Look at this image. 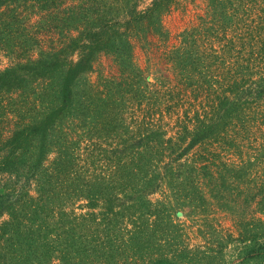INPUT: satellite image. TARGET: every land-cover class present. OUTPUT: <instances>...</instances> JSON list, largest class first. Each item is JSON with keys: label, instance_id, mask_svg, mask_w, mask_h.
I'll return each instance as SVG.
<instances>
[{"label": "rangeland", "instance_id": "rangeland-1", "mask_svg": "<svg viewBox=\"0 0 264 264\" xmlns=\"http://www.w3.org/2000/svg\"><path fill=\"white\" fill-rule=\"evenodd\" d=\"M152 2L99 0L82 5L76 2L81 9L65 16L60 12L59 19L64 20L58 21V28L34 29L40 46L25 56L22 51L17 56L36 58L40 49L60 51L67 46L68 39L78 36L83 28L99 27L105 20L118 25L125 13L145 11ZM209 3L210 0H174L162 17L164 31L169 34L167 40L153 33L130 32L134 62L142 70L140 84L144 93L133 91L125 95L128 88L120 93L114 89L118 100L125 95L124 118L129 131L137 129L144 119L154 121L165 140H172L175 145L184 126L193 128L196 113L204 116L206 103L196 99L177 79L167 55L179 45V35L183 31L193 29L206 19ZM22 12L32 16V24L41 20L36 16L40 15L38 8L28 7ZM72 12L74 16L70 18ZM251 19H246V25L237 23L238 29L229 32L228 38L247 35L250 32L246 29L252 27H264L261 21L254 24ZM262 32L254 34L258 47L264 29ZM214 43L218 46L217 41ZM245 47L246 51L250 50L248 45ZM80 55L71 50L65 53L68 61L74 63ZM17 56L0 50V70L16 64ZM115 61L113 54H98L94 70L87 76L101 93L107 92V81H121ZM78 90L84 92V86L80 85ZM1 100L0 148L18 126L38 117L42 108L51 105L53 97L46 100L34 92L28 96L12 92ZM250 125L251 121L246 127ZM255 125L248 130L240 122L229 125L217 143L207 142L186 157L184 163H189L190 167L179 168L174 164L166 170L169 178L159 185L156 181L143 184L132 175L121 178L124 171L131 172L123 170L122 164L132 168L130 162L134 158L122 160L120 153L114 154L118 148H123L118 144L123 140L117 136L109 134L105 140L99 136L98 141H90L83 134L90 126L82 131L85 139L79 146L84 149L83 157L93 166L91 171L98 170L106 175L102 188L95 183L83 192H78L79 187L71 184L44 187L36 181H28V165L24 161L30 160L31 155L21 159L20 178L0 175V196L6 205L7 193H12L11 188L17 181V189L25 188V193H29V198L17 201L18 196L13 192L16 211L0 217V264H150L162 259L176 264H255L246 260L254 247V241L246 240L247 237L260 236L264 230V212L260 210L264 209V204H259L264 197V125L258 121ZM70 129L74 128L70 126ZM121 133L130 144L133 142L131 134ZM37 146L38 143L33 156ZM56 151L53 148L48 154L45 165H52ZM104 155L110 160H105ZM205 157L212 158L208 169L201 167L202 161H207ZM43 189L49 193L42 195ZM112 209L118 214H111Z\"/></svg>", "mask_w": 264, "mask_h": 264}, {"label": "trees", "instance_id": "trees-1", "mask_svg": "<svg viewBox=\"0 0 264 264\" xmlns=\"http://www.w3.org/2000/svg\"><path fill=\"white\" fill-rule=\"evenodd\" d=\"M90 1L99 0H0V50L12 57L21 51L24 56L27 55L40 46L34 29L58 28V21L64 20L59 19L60 12L65 16L72 10L81 9L76 2L82 5ZM173 1L153 0L145 11L125 13L118 25L105 20L99 27L83 28L78 36L68 39L67 46L62 50L40 49L36 58L28 59L19 55L16 64L0 70V104L4 95L12 92L27 96L34 92L46 100L53 97L51 105L42 108L38 117L18 126L0 148V175L11 174L20 178L19 161L31 155L30 160L24 161L28 165V181H36L44 187L71 184L79 187L78 192H83L91 183L102 188L106 184V175L98 170L91 171L93 166L83 157L84 149L79 146L85 139L82 138V131L90 126L89 131L83 133L90 141H98L99 136L105 140L109 134L117 136L120 141L123 140L118 143L123 148H118L114 154L120 153L122 160L125 157L134 158L130 162L132 168L122 164L123 170L131 172L124 171L121 178L132 175L143 184L156 181L159 185L169 178L166 170L173 168L174 164L179 168L190 167L189 163H184L186 157L207 142L217 143L222 133L228 131L229 125L240 122L247 130L256 126V121L264 125V35L259 40L260 47L254 38L255 33H263L264 27H252L246 29L250 32L247 35L228 38L238 29L237 23L246 25L247 18H252L254 24L260 21L264 24V0H210L206 19L193 29L183 31L179 35V45L167 55L168 62L177 72V79L192 91L196 99L206 103L203 106L204 116L197 112L193 128L184 126L175 145L172 140H165L164 133L154 121L144 119L138 123L137 129L129 131L124 118L127 108L124 96L133 91L144 93L140 84L143 81L142 70L134 62L130 32L136 30L141 35L153 33L167 40L169 34L164 31L162 17ZM28 7L40 9V15H36L40 16L39 22L32 24V16L22 12ZM73 13L70 18H73ZM215 41L218 46H215ZM246 45L250 50L246 51ZM70 50L81 53L76 63L69 62L65 56ZM100 53L116 57L121 77L119 83L106 82V93H101L87 80ZM80 85L84 86V92L78 90ZM123 88L129 91L125 89L120 101L115 97L114 89L120 93ZM250 121L252 125L246 127ZM121 132L131 134L133 142L130 144ZM184 142H187L185 146L182 145ZM36 143L35 160L33 150ZM53 148L57 150V157L51 166H47L45 162ZM210 154L214 156L213 152ZM104 156L105 160H110ZM204 159L207 161H202L201 167L208 169L212 158ZM18 184L19 181L11 188L12 193H7V205L0 196V217L5 213L14 214L13 192L18 196L17 201L29 198L25 188L17 189ZM41 192L42 195L49 193L45 189ZM259 204H264V197ZM260 210L264 212L263 208ZM110 213L118 214L113 209ZM259 239L264 240V230L260 236L252 234L250 239L247 237L246 240L254 241V247L247 254V262L264 264V241ZM150 264L176 263L162 259Z\"/></svg>", "mask_w": 264, "mask_h": 264}]
</instances>
